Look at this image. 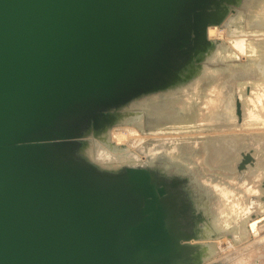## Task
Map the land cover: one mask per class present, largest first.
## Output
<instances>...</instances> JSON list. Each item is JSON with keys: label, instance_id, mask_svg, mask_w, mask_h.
Here are the masks:
<instances>
[{"label": "water", "instance_id": "1", "mask_svg": "<svg viewBox=\"0 0 264 264\" xmlns=\"http://www.w3.org/2000/svg\"><path fill=\"white\" fill-rule=\"evenodd\" d=\"M263 64L264 0H0V264H264Z\"/></svg>", "mask_w": 264, "mask_h": 264}, {"label": "bare ground", "instance_id": "2", "mask_svg": "<svg viewBox=\"0 0 264 264\" xmlns=\"http://www.w3.org/2000/svg\"><path fill=\"white\" fill-rule=\"evenodd\" d=\"M209 35L210 38L212 39H218V40H229L231 37L228 34V30L221 28L220 26H210L209 28ZM264 66V64H263ZM249 68L247 70L244 71L245 73H249ZM248 71V72H247ZM243 73H241L242 75ZM264 94V93H263ZM262 94V95H263ZM261 95V97H262ZM259 97V99L261 98ZM260 101V100H259ZM250 114V120H252L253 118H257L259 121H257L256 124H258L260 127L264 126V116L261 117L259 114H257L255 111H251ZM133 137H139L136 135H131L130 132L128 130H114L113 132V139L117 144H126L128 143V141L133 138ZM260 221V220H256L253 223V228L255 229V225L256 223ZM259 232L264 231V224H262L261 226L257 227V229H255ZM218 245L220 247V250L223 254L228 253L229 251H232L234 249H237L235 244L232 242V240L228 237L219 239L218 241Z\"/></svg>", "mask_w": 264, "mask_h": 264}, {"label": "rangeland", "instance_id": "3", "mask_svg": "<svg viewBox=\"0 0 264 264\" xmlns=\"http://www.w3.org/2000/svg\"><path fill=\"white\" fill-rule=\"evenodd\" d=\"M246 59V58H245ZM244 59V60H245ZM261 97V96H260ZM262 97H264V94L262 95ZM262 97L259 99L260 101H262L263 99H262ZM261 117H263L264 116V112L263 111H261V113L259 114ZM259 126V125H258ZM252 131H255V130H252ZM236 132H238V133H240V132H248V133H250L249 131H236ZM262 224H264V219H261L260 221H258L257 223H256V225H255V229H257V227H259V226H261ZM255 231H257V230H255ZM257 232H259V231H257ZM260 234H264V231H262V232H260ZM254 239H255V237H254Z\"/></svg>", "mask_w": 264, "mask_h": 264}]
</instances>
